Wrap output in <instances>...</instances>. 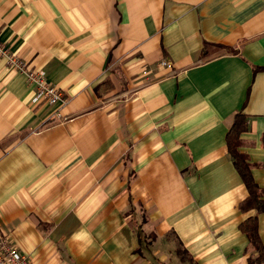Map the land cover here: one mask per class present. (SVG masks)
Instances as JSON below:
<instances>
[{"label": "crops", "instance_id": "crops-1", "mask_svg": "<svg viewBox=\"0 0 264 264\" xmlns=\"http://www.w3.org/2000/svg\"><path fill=\"white\" fill-rule=\"evenodd\" d=\"M0 41L65 99L0 57V234L29 264H183L169 235L195 264L255 255L226 135L244 113L264 189V0H0Z\"/></svg>", "mask_w": 264, "mask_h": 264}, {"label": "trees", "instance_id": "trees-1", "mask_svg": "<svg viewBox=\"0 0 264 264\" xmlns=\"http://www.w3.org/2000/svg\"><path fill=\"white\" fill-rule=\"evenodd\" d=\"M262 69V67L255 68ZM248 128L247 116L241 111L233 115L231 126L226 135V146L232 159L233 165L241 177L246 189L247 196L239 203V209L242 212L254 209L255 215L246 218L239 225L240 230L246 235L249 247L253 248L255 255L249 256L247 264H264V246L258 233L257 214L264 212V189L254 180L251 167L245 153L240 151L242 143L241 134ZM264 144V134L262 136ZM177 254L180 255L183 264H195L187 251L179 246Z\"/></svg>", "mask_w": 264, "mask_h": 264}, {"label": "built area", "instance_id": "built-area-1", "mask_svg": "<svg viewBox=\"0 0 264 264\" xmlns=\"http://www.w3.org/2000/svg\"><path fill=\"white\" fill-rule=\"evenodd\" d=\"M0 57L6 59L9 69L23 73L27 83L34 88V104L45 102L52 106H59L65 102L63 92L54 84L46 80L45 73L41 69L31 67L24 59L11 52L9 47L0 41ZM159 65L168 69L173 68V63L168 59H161ZM146 69L141 71L143 76L148 75ZM53 116L60 117L58 111ZM29 256L15 246L10 239L0 234V264H29Z\"/></svg>", "mask_w": 264, "mask_h": 264}, {"label": "rangeland", "instance_id": "rangeland-1", "mask_svg": "<svg viewBox=\"0 0 264 264\" xmlns=\"http://www.w3.org/2000/svg\"><path fill=\"white\" fill-rule=\"evenodd\" d=\"M169 238L173 241V242H172V246H173V247H172V250L176 253L177 248H179V245L176 244V241L173 240L174 238H173L171 235H169ZM176 247H177V248H176ZM176 254H177V253H176ZM178 256L180 257L179 254H178Z\"/></svg>", "mask_w": 264, "mask_h": 264}]
</instances>
